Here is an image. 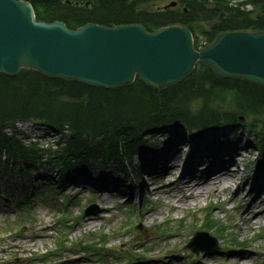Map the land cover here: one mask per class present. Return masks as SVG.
Wrapping results in <instances>:
<instances>
[{"label":"trees","instance_id":"trees-1","mask_svg":"<svg viewBox=\"0 0 264 264\" xmlns=\"http://www.w3.org/2000/svg\"><path fill=\"white\" fill-rule=\"evenodd\" d=\"M37 19L64 21L71 29L88 22L106 26L141 23L152 31L182 24L211 41L220 32L264 30V0H178L185 10L147 7L152 0H29ZM143 4L142 10L138 9ZM147 7V8H146ZM201 22L210 23L205 29ZM200 24V25H199ZM230 95V99H229ZM226 105H229L226 106ZM251 118L264 158V88L237 78H221L205 66L159 93L140 79L129 86L105 89L75 80L22 69L0 73V151L33 164L55 155L62 171L86 168L98 157L123 165L125 155L145 146V132L182 122L201 130ZM45 122L61 133L58 150L27 146L15 133L19 121ZM148 146V143L146 144ZM59 164V165H58Z\"/></svg>","mask_w":264,"mask_h":264},{"label":"rangeland","instance_id":"rangeland-1","mask_svg":"<svg viewBox=\"0 0 264 264\" xmlns=\"http://www.w3.org/2000/svg\"><path fill=\"white\" fill-rule=\"evenodd\" d=\"M228 1L236 5L244 0ZM147 7L153 11L160 9L185 10L178 0H152ZM142 8H144L143 4L139 5L138 9L142 10ZM200 24L205 29L211 28L210 23L200 21ZM200 41L201 43L204 41L202 36H200ZM226 106L229 107V105ZM232 127L235 128H232V131H241L239 134L241 138L245 137L246 132H248L241 126L232 125ZM170 128H179L182 134L187 137L190 136L183 129V126L173 125ZM16 130L19 134L17 136L28 144L34 142L41 147L53 148L58 142L59 136L55 132L33 121H24L18 124ZM248 138V143L251 146L244 148L245 151L242 156L237 155L239 156L236 159L239 162L237 167L239 174L234 178L232 185L235 190L216 193L210 189L201 197V200L188 205H181L177 209H174L171 203L176 204L183 196V192H175L173 195L167 194L165 188L170 185L171 180L163 176L158 178L152 175L150 185L147 184V191L142 194L143 197L138 194L139 190L138 192L134 191L137 162L141 158L140 155L134 156L129 162L131 167L129 175H125L114 168L105 169L103 172L107 177L104 183L98 177V172L101 173L102 167L101 162L97 161L96 170H89L84 176L91 179L86 188L81 186L80 181H78L83 176V172L79 170L72 172L65 181H62L60 190L55 186L58 175L61 176L56 165H51L49 168L43 165L31 166L32 170L28 175L18 173L17 170L13 171L11 175L1 178L0 182V192L3 193L0 196V264H127L128 257L126 256L130 254L137 255L136 262L132 264H188L190 255L195 253L186 248L184 243L189 242L196 231L203 229L201 225L207 215L204 208L211 201L216 203L211 215L222 220L226 232L236 234L240 240L248 239L250 241L248 246L238 244L236 247H248L245 250L250 251L251 255L244 264H264V234L261 235L264 233V214L262 215L264 205L262 206L259 200L252 207V210L257 211V216L261 215L258 223H255L253 227H250L247 220H237V216H239L238 206L242 202L239 190L244 187L242 182L245 174L250 173L253 176L264 171L259 168L255 147L257 139L256 137ZM250 150L252 152L248 155ZM245 155L246 157H244ZM143 156L152 155L145 154ZM244 158L245 160H243ZM0 166L5 165L2 162ZM236 166L233 164L232 168L236 170ZM112 176L116 179L125 180L122 185L124 186L123 192H129L128 186L132 187L130 189L131 197L128 198L129 195L125 194L120 200L105 203L104 207L107 208H102V204L98 201L99 188L102 185H110L109 182H115ZM146 183H149L147 179ZM27 193L29 196L25 197ZM63 197L68 199L65 205H67L69 212V222H60L57 225L56 220L59 217V212L64 210ZM230 197L233 198L234 202L226 201ZM23 199L27 210V221L23 227L16 228L15 224L23 221L19 216V206L23 203ZM89 206L95 207L96 210L87 214ZM99 215L102 217H97ZM91 217L93 218L88 219ZM182 218L185 219L183 226L179 222ZM131 221L134 226L125 228L126 224ZM163 223L171 224V227L168 228L169 231H160L158 227ZM7 226H13L15 230L9 232ZM218 229L216 227L209 232L217 236L220 250L210 254L198 253L199 261L205 256H211L212 262L210 264H240L236 260L227 262L224 257L219 255L230 245L228 239L226 242L223 237H220L217 232ZM60 233L66 235L68 242L67 240L64 242L69 247L72 242L77 244L73 252L82 251L81 258L58 251L53 252L55 254L52 255H43L47 251L50 253L54 251L57 236ZM104 234H107V243H103L100 238V235ZM89 244H93L96 249H99V253L86 251L84 247ZM37 253L43 256L39 257L36 255ZM100 254L107 255V258ZM168 256L172 257L171 263L164 259ZM227 256L230 254L228 253ZM44 258H49L51 261L45 263ZM153 259L161 260L156 263ZM197 263L200 262L197 260Z\"/></svg>","mask_w":264,"mask_h":264},{"label":"water","instance_id":"water-1","mask_svg":"<svg viewBox=\"0 0 264 264\" xmlns=\"http://www.w3.org/2000/svg\"><path fill=\"white\" fill-rule=\"evenodd\" d=\"M198 61L222 78L264 87V31L223 32L196 50L183 25L150 32L140 23L90 22L71 30L61 21H37L28 0H0V73L31 68L106 89L139 76L161 92L192 73Z\"/></svg>","mask_w":264,"mask_h":264},{"label":"bare ground","instance_id":"bare-ground-1","mask_svg":"<svg viewBox=\"0 0 264 264\" xmlns=\"http://www.w3.org/2000/svg\"><path fill=\"white\" fill-rule=\"evenodd\" d=\"M239 134L235 130L231 132V129L221 128L209 130L199 139L191 141L190 138L182 134L179 128L172 129L167 125L166 130H158L154 134L157 136L147 134L148 137L153 139L156 152L154 157L141 156L140 162L145 165L142 166V170L155 176L170 179V185L165 188L167 194L173 195L175 192H183V196L176 204L171 203L174 209L201 200V197L210 189L216 193H226L231 189L235 190L232 185L234 178L239 174L236 160L239 156L237 155L242 156L245 151L244 148L251 146L248 140L244 139L245 137L241 138ZM243 143L247 145L244 147ZM189 151L190 155L185 159ZM251 152L252 150L248 155ZM233 164L237 165L236 170L232 168ZM260 172L262 173L253 176L246 173L243 182L244 187L239 190L242 202L238 206L239 216L237 218L247 220L250 227L258 223L261 216H257V211L252 210V207L259 200L262 206L264 205V171ZM112 178L116 182H109L110 185H102L99 188L98 201L102 204V208H107L104 207L105 203L120 200L125 194L129 195L128 198L131 197L130 192L125 193L122 191L125 180L116 179L114 176ZM78 181H80L81 186L86 188L91 179L81 177ZM119 184L121 186H118ZM145 189L147 190L146 185ZM226 201L234 202L232 197L226 199ZM97 217L101 218L102 215ZM228 253L223 252L219 255L224 257L227 262L237 260L240 264L246 263L251 255L250 251L247 250L232 251L230 256H227ZM164 259L170 263L172 261L171 256ZM155 262L158 263L159 259H156ZM211 262V256H205L201 264H210Z\"/></svg>","mask_w":264,"mask_h":264}]
</instances>
